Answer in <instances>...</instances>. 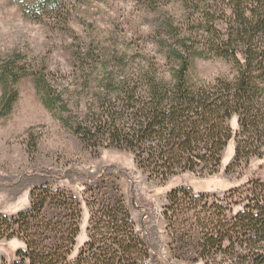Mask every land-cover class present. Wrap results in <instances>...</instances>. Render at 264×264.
I'll use <instances>...</instances> for the list:
<instances>
[{
  "label": "trees",
  "instance_id": "16d2710c",
  "mask_svg": "<svg viewBox=\"0 0 264 264\" xmlns=\"http://www.w3.org/2000/svg\"><path fill=\"white\" fill-rule=\"evenodd\" d=\"M142 2L146 8H156L155 0ZM172 2L181 5L184 16L180 28L169 25L175 39L158 43L157 55L101 62L96 101L83 118L64 124L84 148L133 153L137 168L160 181L185 172H217L222 150L234 138L235 157L227 170L262 158L264 0ZM57 3L36 0L38 11ZM195 58H220L232 68L211 81L196 79L190 74ZM90 67L81 63L74 69L75 75L80 73L82 90L89 86ZM11 80L16 81L17 75L11 74ZM5 84L1 114L8 113L17 98ZM37 87L44 90L45 105L51 110L63 97L42 81ZM59 108L67 110L65 104ZM234 117L238 127L233 131ZM236 195L247 203L234 212ZM30 200L27 210L0 214V238L17 237L25 246L16 251L12 264H151L149 247L121 196L93 205L87 240L74 259L69 257L80 232V201L70 192L46 185L34 188ZM167 201L162 212L173 235L194 229L200 234L192 262L264 264L263 182L251 180L244 190H229L221 199L178 186L167 193ZM1 264L7 263L2 259Z\"/></svg>",
  "mask_w": 264,
  "mask_h": 264
},
{
  "label": "rangeland",
  "instance_id": "374dc122",
  "mask_svg": "<svg viewBox=\"0 0 264 264\" xmlns=\"http://www.w3.org/2000/svg\"><path fill=\"white\" fill-rule=\"evenodd\" d=\"M142 1L58 0L55 8L38 11L36 0H0V79L17 97L8 113H0V214L11 216L29 209L31 191L43 185L74 194L82 214L69 257L74 259L87 240L93 205L121 196L136 231L149 247L151 264H205L190 260L200 238L197 230L177 237L166 226L162 210L167 193L183 186L193 194L226 198L229 190H244L251 180L264 183V156L227 170L235 157L234 138L222 150L217 172H185L160 181L137 168L133 153L84 148L64 124L83 118L96 101L101 62L157 55L158 43L175 39L168 28L170 24L183 26L181 5L155 0L156 8L149 9ZM81 63L90 64L89 73L93 72L83 90L80 73H73ZM192 63L191 76L206 81L229 74L232 68L220 58H195ZM11 74L17 75L16 81ZM38 81L62 92L52 110L45 105ZM4 82L0 81V95ZM60 104L67 110L60 111ZM231 127L237 129L236 117ZM242 198L235 196L234 212L247 203ZM24 247L17 237L0 238V264L2 259L12 264L16 251Z\"/></svg>",
  "mask_w": 264,
  "mask_h": 264
}]
</instances>
